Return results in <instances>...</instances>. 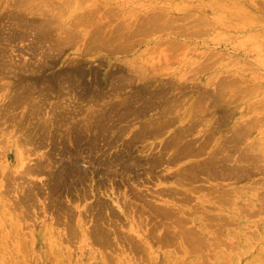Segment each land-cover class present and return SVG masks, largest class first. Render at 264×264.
<instances>
[{
	"label": "rangeland",
	"instance_id": "obj_1",
	"mask_svg": "<svg viewBox=\"0 0 264 264\" xmlns=\"http://www.w3.org/2000/svg\"><path fill=\"white\" fill-rule=\"evenodd\" d=\"M61 1L62 0H36V1L28 0V4L22 3V5L19 6L18 4H21V2L23 1L20 0V3H19L18 0H15V2L13 0H0V38L3 39V41L0 39V42H1L0 43V50H1L0 53L5 54V55L1 54L4 57L0 55V57H2L0 58V64L1 63L3 64V62L6 61L8 65L10 63L9 60H11V63H10L11 65H9L8 68L6 67L7 69L5 68V65L4 67L0 65L1 67L0 68V72H1L0 73V264H38L37 257H39L41 253V249H39V245L36 247V249L31 251V247H29L26 244V242L30 240V236H28L29 232L33 231V229L35 233H38L40 230V233L43 234L42 238H48V240L50 241V244L47 243L48 247L46 248L47 250L46 253L42 254L43 258L46 261V264H120V258L122 257L120 256V252L124 250L127 251V255H128L127 258H131L130 259L131 263L129 262L130 264H152V263L153 264H264V0H63L64 2L63 1L61 2ZM27 11L32 12L33 16L31 13L29 12L27 13ZM33 11H36L37 13ZM22 13L23 15L26 13V15L24 16L20 15ZM50 13L52 14L55 13V16L57 15L56 17L57 18L59 17L60 21L59 20L58 22L55 21V23L53 24L54 26L58 25L59 29L52 28L53 32L51 30L52 33L49 32V34L50 33L51 34L46 35L47 39L48 40L51 39V40L49 42L48 40H46L47 43H44L46 44L45 45L46 47L45 48L43 47L42 49V47H39L41 46V44H39L38 46V43L36 41L38 39H36L34 31L30 29H27L28 30L27 31L25 28V24H23L25 23L23 22V20L25 19L27 20L28 18H31L32 16L34 17V21L38 22L42 20V18L44 19V18H49V16H52L50 15ZM18 14L20 18L19 16H16ZM149 16H153V17H149ZM14 17H17L20 19L19 23L18 21H16L17 18L14 19ZM77 17L79 19H77ZM155 17H157V19ZM143 18L145 19L147 18V22L150 21L151 24L154 23L156 26L158 25L161 28V30L160 31L158 30L159 29L158 26H157V31L156 29L155 30L152 28L149 29V27L151 26V24H149L150 22H148L149 24L148 25L145 19H144L145 22H143L144 21ZM70 20L71 21L73 20V21L71 22ZM140 20L141 21L143 20L142 24L140 25L141 28L142 26H144L143 28H145V25L147 24L146 25L147 30L145 28V30L142 29L143 31H141L140 26H138L139 31L143 33L144 31L147 32L149 29L151 32L153 31L154 32L150 34L149 32L148 33L144 32L147 35L142 34L141 32L140 33L137 32L136 27L139 24V22L141 23ZM154 20L158 22H154ZM9 22H11L12 24ZM167 22L170 24V26L168 25L169 27L166 25ZM17 23L18 25L21 24L22 27H24V29L18 26ZM143 23H146V24L143 25ZM161 23L163 24V26ZM71 25L73 26V29L72 27L69 28ZM74 25L76 26V28H74ZM165 25L168 28L165 29L164 27ZM116 26H118L119 29ZM112 28L115 31L118 29L117 30L118 32L113 31L115 33L113 34L112 32L113 35L110 34L112 31ZM127 28L128 30L126 31ZM162 28H164L165 30L164 29L162 30ZM63 29L73 30L72 35H74V37L72 38L73 41H71L72 44L69 41L67 43L61 42L60 43L61 45H60L58 41L57 48H56V44H55L57 41L56 39H58L57 37L60 36V34H62L60 32ZM92 29H95L94 31H97V35H95L96 39L97 37H101L97 39V41H95L96 40L95 39L94 40L95 43L98 42L99 46L103 45V48L105 46H107V49L108 48L111 49V46L114 47L117 41L115 39L117 38L123 39V40L120 39L121 42L123 41V44H120L121 46L127 44L129 41L133 39L134 36H137V35H138L137 37H134V40L138 42H135L134 40H132L135 42V44L133 45V42L131 41L130 43H128V45L131 44L130 47H128V45H125L122 47V49L125 48L127 50V51L126 50L123 51L119 49L121 48V46L118 47V44L120 43L119 42L120 40H119L118 41L119 43H117L116 45L117 51H113L115 49L114 47L113 49H111V52H110V50L109 49L107 50L106 47L103 49L102 46L101 47L97 46L98 43L96 45V44H93L94 43L93 40H89V37L93 33ZM100 29L103 32L102 31L100 32ZM133 29H136L134 31L137 32V35H134L135 33L131 34L134 32ZM89 30H90L89 33L91 34L87 33ZM181 30L183 31L182 33H181ZM23 31L24 32L27 31L28 32L26 33L27 35L24 34ZM29 31H31L32 33ZM76 32L81 33L80 34L81 36L79 35V33L77 34ZM104 33L106 34L104 35ZM120 33H124V34L120 35ZM127 33L129 35L131 34L132 38L131 37L128 38L129 35ZM98 35H101V36H98ZM87 36H89L88 40L90 42L87 41V38H86ZM103 36H106V37H103ZM109 36L111 39H109L110 42H107V40L104 38L108 39ZM135 38H138V39H135ZM11 40H13L14 42L16 40L17 41L14 43ZM104 40L106 41L105 43L101 42ZM159 40H162L164 42L166 41L167 43L163 44L161 43L162 41H159ZM171 40L179 41V43H181L183 46L179 44L180 46L178 45V48L177 46L173 48L170 44L174 43L175 41L171 42ZM85 41L92 43V44L87 43L88 45H91V46H88L89 48L91 47L90 49L87 48V44H85L86 43ZM112 42H115V43L112 44ZM3 43H4V46H3ZM69 43L70 45L66 47V45ZM5 44H6V47L7 46L9 47L3 48L5 47ZM49 44L51 45V47L55 45L54 48L57 49V52L56 50L47 51V47H50ZM160 44L162 45L157 46ZM166 44L170 45L168 46L169 48L166 46ZM61 46H64L63 49ZM58 47H60L62 51H60L61 49ZM82 47L83 48L85 47V49L87 48L86 51L85 49H82ZM2 48L4 50L5 49L7 50L6 53ZM173 49H175L176 51ZM45 51H46V54L44 53ZM49 51L50 53L53 52L55 54L56 52L57 54L55 55L52 54L51 56ZM33 52H35L36 54ZM47 55H49V57ZM42 57L43 59H41ZM50 57H53V58H50ZM13 58L15 59L14 61H12ZM42 61L43 62L47 61V62H45L44 64L45 66L43 67L42 72H38L39 77L37 76V80H39L38 82H41L40 84H38L40 88L37 87L36 89H34L32 86H28V88L24 89L25 85H23V83L27 84V78H25L24 76H30V74L18 72L19 71L18 67L22 66V64H23V67L27 65L28 67H35ZM69 68L75 69V70L78 69L80 72L81 71L83 72L82 73L83 75L81 74L79 78L80 81L78 80V81H75L74 83V88L76 90L74 91L75 94L73 92V95H70L71 97H69L68 100H64L62 102H64L67 109H73V108H76L75 105L79 102V99H80L81 102H79L76 106L80 105L81 110L80 111L75 110L74 112H72L71 115H74L73 118L69 117L70 120H67V122L62 123L60 126H56L53 124L47 126L48 129L46 128L47 130L45 131L46 133L43 132L44 134L43 142L44 141L45 142L44 143L42 142V145L43 144L44 145L40 146L41 148L39 147L41 152H47V151L52 150V153L55 154L54 157L52 156V159L53 160L58 159L57 153L60 151L63 144H65V146L69 149L73 148V146L70 145L72 144L70 140L69 141L71 143L70 142L63 143V142H67L68 138L69 139L72 138V136L69 133L70 130L68 126H73L74 123L75 125H77L75 120L80 121L81 119L83 121V122L80 121L81 124L78 121L77 122H78V125L79 124L82 125L81 127L82 132L87 139V136H90V134L93 133V131L88 128L84 129L83 126L89 123L88 117L91 118L92 115L93 116L96 115V112L97 111L99 112L100 109L108 108L106 107L107 104L103 105L104 102L105 103L110 102L113 105L115 104V107H116V104H119L117 102H120V101L123 102L122 97H125L126 95L129 96L130 94H132L135 88H136V91L141 90L142 92H145V90L143 91L142 88H143L144 83L146 84L148 82V84L146 85V92L151 91L155 89V87L158 84H160V82L158 81L159 79H164V81L166 80L165 82L167 85V93L165 97L169 96L170 98H167V99L170 100L171 98L173 99L176 96V98H174L175 101L174 99L173 101L165 100L167 101V103L165 104L164 103L165 101L163 102V101L158 100L159 102H157V100H155V103H153L154 104L153 107L145 109L144 111L141 112V114L139 112L138 117L135 112H133V114H135L134 116H131L133 115L131 113L125 114L124 113L125 109H121L124 107L121 104L122 102H120L121 107L120 108L117 107L116 109L118 110L119 115H122V114L124 115H122V119L120 120L122 122H117L116 124L117 125L116 127L119 130L117 128L113 129V131H115L114 134L117 136L116 142L111 143L110 145L111 147L109 146L110 150L106 149L108 146H104V148L101 147L102 142L99 143V147L102 150L104 149L103 151L107 150V152L109 153H113L116 151L119 153V151H122L123 146L127 144V142H130V140L133 139L134 137H138V138L140 137L139 138L140 141L138 139L134 143L135 145H133V148H132L134 153L137 154V157L141 161H142V158L143 160H145L146 158L151 157L147 155L149 154L152 155V153L153 155L157 154L158 152H156V150L158 151L160 148V150H163L162 154L163 152L165 154V152L169 150L167 154H165V156L162 155V160L164 162L166 158H169L172 156V153L170 154V152H173L171 148H168L166 151H164V146H165L166 141L168 140V137H171L172 134L178 131L180 127L182 126L186 127L187 124L188 125L190 124L192 125L191 131L184 134L185 137L184 139L182 138L181 141L183 142L185 140L190 141L189 144L191 146V149H194V150H196V148L197 149L201 148L200 145H203V148H201V150L198 153H195L194 151H192L191 155H186V156L184 154L183 156L179 155L178 161L176 160L177 162L172 163V164L168 163L167 167H161V166L156 167L155 168L156 170L155 169L152 170L154 172V173L152 172V174L155 175L156 173V175L163 176V175L172 173V171L176 173L179 169L180 170L182 169V171H183V168L190 169L191 166H192L191 168L193 169L194 167L193 165L195 166L200 165L199 161L200 163L204 164L206 160L208 159V157L212 155V152L216 151L218 147L220 148L221 144L223 145L226 144L225 145L226 147L230 146L229 148L222 146L225 148L224 154L225 153L231 154V157L234 158V161H235L237 158H239V156H241L242 154L241 147H242V149L244 150L243 152H245L242 154V156L245 155L246 151L248 150L247 154L249 153V155L246 154L247 155L246 158L248 159V161L247 159L243 158L244 156L243 157L241 156L242 159H244L245 163L241 159L235 162L227 161L226 164L228 167L227 166L226 167L229 168L230 165L232 166L235 165L233 167H238L240 164L245 165V166L247 165L246 167H248V169L245 167L246 173L245 172L242 173L241 170H240L241 172L237 170L238 172H235L234 175L233 173L225 174L226 175V176L224 175L225 178L221 177V178L209 179L207 182L203 179L206 174L205 175L201 174L200 177H198L199 180L202 177L201 180L199 181L196 178V181H194V184L201 185V186L204 185V187H207V186L210 187L214 185V187L215 186L216 187L220 186V188L225 187V189L227 190H231L233 188L236 191L233 190V192L229 193L228 195L225 194L227 197L229 196L227 202L224 201V199L227 200L226 196L222 197L221 195V198L220 199L218 198L220 197V194L222 193L220 192H215V193L210 192L209 193L204 187H203L204 190L203 189L201 191L199 190L197 191L198 193L197 192H193L192 194L189 193L190 194L189 195L187 194L188 192L186 194L183 192V190L188 187V184H186V181H184L185 184L182 183L180 185H176L178 187H176L172 183L163 182V180L160 181L161 183L159 185H156L158 181L155 179V177L153 178V175L150 177L147 176L146 175L147 173H145L146 171H144L143 172L144 175L143 174H141V176L139 175L138 176L139 179L138 178L136 180L134 179V181L131 175L126 176L127 174L126 175L122 174L123 176L120 174H115L117 178L114 176V174L112 176L111 175L103 176L102 186L99 189H95L93 192H92V189H93L92 187L94 186V182L87 181L85 188L89 189L90 194H88L89 197L86 196L85 200H81L80 202H79L80 198H78L79 191H77L78 192L77 193L76 190L71 189L69 195L66 192L65 194L64 193L60 194L59 197H61L62 199L60 200L64 201L62 203L64 205L66 204L65 206L67 208L68 207L70 208V209L68 208V210L72 209L70 212H68V215L70 217L65 216V214L64 215L61 214L62 213L61 211H58L60 215L57 212L52 213L49 211L47 205L45 207V204H47L48 199H49L47 197L48 195L46 194V193H49V190L45 188L46 187L45 185H42L43 191L41 190L42 192H39L37 194V197L34 198L36 200H34L33 207L30 209L26 208L28 212L25 211L24 204H22L23 207H19V205L21 204L18 201L19 199L18 197H20V193H19L20 189H18V149H21L24 151H26L27 149L28 150L31 149V152L37 151L34 149L37 147H34L33 144L32 145L23 144V135L27 134V132L29 131H32V129H34L33 128L34 126L36 127V125L46 122L45 121L46 118L51 119L52 108L56 105L57 100H58L56 97V92H57L56 90L60 91V89H58L59 88L58 77H61L62 72L69 71L70 70ZM10 70L12 73L10 72ZM134 70L137 72H135ZM133 71L135 74H133ZM109 72L111 74L115 73V74L110 75V76H113V78L108 75L110 74ZM121 72L124 74H122ZM139 73H141V76L143 73L145 74V76L147 75L146 79L139 81L137 79H134V77H132ZM118 74H122V75L126 74L128 78H129L128 75L131 74L130 77L133 79H131L130 81L127 80L129 81V83H127L126 81L124 83H121V82L116 83V81L114 80V77H117L116 75ZM174 76H176V78L178 79L177 80L171 79V77H174ZM109 77H110V80H109ZM81 81L85 83L83 84ZM96 83L99 85H97ZM219 83L223 85V87L221 86L222 88L220 87ZM43 84L52 86L53 88L56 87L57 89L56 88L55 90L53 89V92L52 90L50 91H47L46 89L44 90ZM113 86H115V88L117 87L118 89H115ZM217 86L220 87L222 90L218 89ZM120 87L123 89H121ZM150 87H153V88L150 89ZM41 88L43 89L42 92L44 93L41 96L43 108L40 107L41 111L38 112V114L31 116V118H33V120L31 121H33V123L32 122L30 123L29 119L31 118L29 115L30 114L29 111L32 107L31 104L34 101L31 99H34L33 97L36 98V95H38L39 90ZM219 90H221L222 93ZM22 91L25 92L27 95H25V93H22ZM27 91H29L32 96L28 94L29 92ZM32 91H34L36 94H34V92ZM128 91L131 93H128ZM16 92H18L17 96L15 94ZM110 92L112 94H110ZM20 93L26 96L25 97L26 102L25 100H23L24 97L20 98V100H18V98H14L15 100L12 98L13 95L14 97H18ZM212 93L215 95H213ZM173 94H175V96ZM204 95L206 96L204 97ZM73 96H75V98H73ZM91 97L93 99H90ZM211 100H214L215 102ZM195 101L200 103L201 105L199 104L198 106V103H196ZM162 102L164 103L165 107L170 104L172 105V107L170 108L171 112L166 111L168 113L166 114L161 113L162 111L161 109L163 108L162 106H164ZM176 102H179L177 103V107L174 106V104L176 105ZM192 102H193V105L195 104L194 113H193L194 111L193 105H191ZM18 103L20 105H18ZM110 103L108 105H110ZM139 104L140 103H136L135 105L134 104L133 105L136 106L137 108ZM189 105H191L190 106L191 108L188 107ZM133 107H132V110H134L135 108ZM165 107L163 109H165ZM185 108L186 109L189 108L190 110L191 109L192 110L191 111L189 109L186 110ZM196 108L197 109L199 108V109L196 110ZM49 109L51 111H49ZM159 111L162 115L159 113ZM185 111L191 112V113L187 114L186 112L187 115H185L184 113ZM39 113H40V116H38ZM159 114L163 116V117H160L161 119L158 116ZM194 114L197 117L194 116ZM157 117L162 122H165V120H167V118L170 117L174 122L172 120H167L164 124L165 127L161 128L158 134L149 133V135H147V132H148L147 128H149L148 126H150L151 122L152 124L150 127L152 128H156L157 127L156 125H158L159 122H161L159 119H156ZM174 118H177V120H175ZM20 121L22 122L20 123ZM35 122H38V123H35ZM144 123H148V124L145 125ZM153 123L155 127L153 126ZM122 125L125 128L122 127ZM237 125H239V128L238 127L236 128ZM143 126H145L146 128H144ZM64 127H67V128H64ZM18 128L19 130L16 131ZM63 128L67 130H64ZM62 129L65 132L68 131L67 133H69V135L68 134L62 135V133H65L62 131ZM238 129L240 130L242 129L241 133L244 131V133H242L244 135H243V139H241L240 142L235 143L234 139H236V137H234V135L236 134L234 133L237 132ZM57 130L59 131L57 132ZM50 131L52 133L56 132L55 136H53L54 134H52ZM116 131L121 132L122 135ZM231 132L232 134L230 135ZM49 135H52V136H49ZM152 135L154 136V138H152L153 137ZM232 136L233 138H231ZM192 138H194V141H196L195 143L194 141H192L193 140ZM52 139L55 140L54 149H51L52 144L50 143ZM222 139L223 141H221ZM226 139L229 140L228 142L230 144L227 142ZM19 140L22 142L21 145H20L21 142L19 143ZM163 141H165L164 144H163ZM218 141L222 143L220 144ZM225 141L226 143H223ZM205 142L208 144L206 145ZM146 143H147V148L153 149V147H155L156 149H153L154 151L151 149L152 153H150L151 152L150 149H149L150 151L147 150L146 152L139 153L141 150L140 148H143L144 145H146ZM192 144L197 147L194 146L195 147L194 148ZM30 145L33 147V149ZM233 145L236 146L235 148L237 149V153L235 152L236 149L235 150L232 149ZM35 146H38V145H35ZM139 146L140 148H138ZM244 146L246 147L249 146V147L246 149ZM251 146H254L256 149L254 147L253 148L255 150L253 148L250 149ZM204 147H207V148H204ZM136 149H140V150L136 151ZM239 150L241 151L240 152L241 154L238 153ZM250 150L251 151L254 150V151L251 152ZM31 152L28 154L26 153L25 154L29 155L31 154ZM230 152H232L233 154ZM256 152L259 153L257 154L258 156H256ZM250 153L253 154V156L254 155L255 156L254 157L250 156L251 155ZM22 155L25 156L24 154ZM35 157L36 155L34 156V154L33 156L30 155L29 157L31 158V160L29 161L30 165L35 164L36 162ZM29 158H26L25 161H27ZM251 161L253 162L252 164H251ZM84 163L85 162L82 163V166ZM261 165L262 167H260ZM254 166L256 167V169ZM83 167L86 168V165L84 164ZM261 168L263 169L260 170L259 172V169ZM226 172L228 173L229 171L225 170V173ZM243 175H245L246 178ZM242 176L244 177V179ZM34 177H31V179L32 178L34 179ZM46 177L47 176L43 174V175L37 176L36 177L37 179L35 178L36 180L35 179L34 180L36 181V183L38 181L39 183H41V181H43L44 179L45 180L47 179ZM140 177H142V179H140ZM137 180L139 182H137ZM142 180L146 182L141 183L143 182ZM147 181H149L150 183L148 182L147 184ZM127 182L129 185L127 184ZM92 183H93V186H92ZM114 183L119 188H117ZM90 185L92 187H90ZM109 185L111 188L109 187ZM164 187L166 189H169L171 187L172 188L176 187L178 188L177 189L178 194L175 195L176 197L169 196L166 194L167 190L165 191ZM132 188L136 189L137 191L134 189L132 190ZM159 189H164L162 192L163 195L156 197V195L159 194L158 193ZM180 189L182 191H180ZM34 191H37V190H34ZM112 191L114 193H112ZM155 191H156V195H154ZM97 192L98 193L100 192L99 194L100 196H96V197H99V198L101 197L102 200L105 199V202L107 200L106 203H108V206H110V207H107L109 208V210H107L106 208H104L105 212H103L104 209L102 210V216H103L102 218L107 222L106 224L104 220L102 221L103 223L105 222L104 224L102 223V228L103 227L106 228L105 230L103 228V230L107 234H109V238H110L109 240L110 241L113 240V243H110L108 240V242L110 243V246L107 247L108 249L107 248L104 249V247L101 248L99 245L90 244L98 256L97 259H94L92 258V255L89 254V252H87L85 256L76 254V250L81 247L80 240H84V238L82 237L81 230L76 226V216H77L76 210H81L83 212L84 209L94 201L93 200V197L95 198L94 193L98 195ZM134 192L139 193L140 196L142 195V197L144 196L145 198L141 200V202L139 200H134V197L132 194ZM148 192L151 193L150 194L151 196L154 195V197L152 196L151 198V196L149 195L146 197V195L149 194ZM127 194H130V196ZM179 194L181 197L179 196ZM184 195L190 196V197L192 196L191 197L192 200L191 201L184 200L183 199ZM201 196L203 197V199H205L204 201H199L198 199H196ZM45 197H47V200ZM177 197L178 199L179 198L180 199L178 200ZM71 198L74 201L73 200L71 201ZM129 198H133L132 200L134 202L132 200L131 201L127 200ZM149 198L152 201H150ZM125 199L128 201V202L126 201L127 203L130 202L133 205V209H134V206L136 208L138 207L140 203L141 204L145 203L144 202L145 200H147L149 203H154L157 206H163L164 205L163 200L164 201L168 200L170 204L172 205V208H174L173 211L175 210V213L177 212L176 214L177 218L182 217L181 219H183L184 217L183 220H185V218L186 220H189L191 218H194L195 220H200L201 226H202V228L200 229L197 226L189 224V222L185 224V227L187 228L188 226L191 228V230L194 229L195 231L194 230L193 231L195 232V235H197L198 237L200 236V234L201 236H204V238L200 236L204 240H200L201 238L199 239L201 243L203 242L202 243L203 247L201 246L200 248L201 243L199 245L196 244L195 242L196 240L193 241L194 238L192 240L194 242L192 244L193 246L189 245L190 243L186 242V240L184 243V240L182 239L183 238L182 234L181 236L179 234L180 233L179 230L182 227L179 229L174 224H170L169 220L165 219L166 220L165 222L164 218H162L163 221H161V216L153 215L155 216V218L153 216L152 217L154 219H158L160 217L159 218L160 220L158 219L156 221H160V223L162 222L166 226H164L162 223L161 224L159 223L160 226L159 225L157 226L156 223L158 222L155 223L154 220L152 221L151 217L150 218H151L152 223L150 224L147 223V219L149 221L148 216L151 215L149 214L150 209L147 210L146 208L145 214L144 212L140 214V212H137L141 209L140 207H142V205L140 204L139 208L136 210L134 209L135 211L134 210L131 211L130 215L133 217V220L138 225L141 226L142 230L141 229L140 230L145 235L144 240L137 238V237H134V238H136L135 240L140 246V249L144 248V250H146L147 252L145 253V251H143V253L146 256L142 254V251L138 255H135L136 253L133 250L129 253L130 250H128V247H130V244L127 243L126 239L124 240L122 239V237L124 238V236H126L124 234L129 235L128 234L129 233L128 232L129 230L128 222L129 221H127V213H128L127 211H129V209L125 210L126 211L125 213H122L118 209L117 205L114 203L117 200L116 203L119 204V206L123 207L125 203ZM219 200L221 203L219 202ZM137 202H139V204ZM198 202L202 203V206H199L201 204H198ZM76 206H78V208ZM192 207L194 208L192 209ZM112 209L113 210L115 209L114 211H112V213L120 215V217L118 216V219L116 218L117 215L115 214L114 215L112 214V216H109L111 214ZM72 211L73 213H71ZM43 212L46 213V217L44 216L45 213ZM134 213H139L140 215L139 214L135 215ZM146 214L148 216H146ZM49 215H51L52 218H50ZM56 215L58 216L56 217ZM176 215L174 216L176 217ZM143 217L145 218V220ZM58 218H61V219L59 220ZM67 218L68 220H66ZM81 218H82V222L87 221L86 222L87 227H89L92 224L90 221L92 219L91 215L88 214L87 216H84L82 214ZM69 219L72 220L73 222H70ZM129 220H131V217L129 218ZM65 221L66 223L69 222L70 224L64 223ZM153 224L156 226H154ZM150 225L154 226L153 227L154 230H151L152 227ZM162 225L166 228H169L171 225L172 230L175 231L173 233L174 234L173 238L175 239L171 238L172 237L171 235H170L171 237L169 236L170 233L172 234L171 227L169 230L167 229L170 233L166 234V232L168 231L164 232L166 228L164 229ZM71 227L73 229L71 233L74 232V234L70 236L68 235L69 234L68 232L70 231ZM40 228H43V229H40ZM176 228L179 230H176ZM108 229H111V230L109 231ZM113 230H115V232ZM125 231L127 233H125ZM196 232L197 233L199 232L198 233L199 235L196 234ZM22 234H24L25 236L24 238H26L25 239L26 241L18 242V240L20 241ZM166 235H167V239H165ZM154 236H157V237H154ZM168 237H170V240L171 239L172 240L170 241ZM134 238L132 239L133 243H135ZM159 239L161 243H159ZM162 240L164 241L167 240V241L165 243ZM168 241H170L171 243ZM161 244H162V247H161ZM194 246L196 249L193 248ZM99 256L102 257V259ZM88 257L90 261L88 260Z\"/></svg>",
	"mask_w": 264,
	"mask_h": 264
},
{
	"label": "bare ground",
	"instance_id": "obj_2",
	"mask_svg": "<svg viewBox=\"0 0 264 264\" xmlns=\"http://www.w3.org/2000/svg\"><path fill=\"white\" fill-rule=\"evenodd\" d=\"M14 2H15V0H13ZM19 1V3H20V0H18ZM21 1H23V2H21V4H18L19 6H21L22 5V3L24 4H28V0H25V1H27V2H25L24 0H21ZM29 1H32V0H29ZM36 1V0H35ZM63 1V0H62ZM61 1V2H62ZM17 2V1H16ZM64 2V1H63ZM9 3V2H8ZM66 4V3H65ZM15 6V5H14ZM25 6V5H24ZM52 7V6H51ZM54 8V7H53ZM58 8V7H57ZM55 9V8H54ZM19 11V10H18ZM25 11V10H24ZM40 11V10H39ZM64 11V10H63ZM29 11H27V13H28ZM33 12H36V11H33ZM48 12V11H47ZM56 12V11H55ZM58 12V11H57ZM20 13V12H19ZM29 13H31L32 14V12H29ZM37 13V12H36ZM31 14H30V16H31ZM42 14H43V12H42ZM20 15H22V16H24V15H26V13L23 15V13L22 14H20ZM50 15H52V16H49V18H42V20H40V21H38V22H35L34 21V17H32L33 16V14H32V16H31V18H28L26 21L25 20H23V22H25V23H23V24H25V28H26V30L27 29H30V30H32V31H34V34H35V36H36V39H38V40H36L37 41V43H38V46H39V44H41V46H39V47H42V49H43V47L45 48L46 46V44H44V43H47V41L46 40H48L47 39V37H46V35L47 34H49V32H51V30H52V28L53 29H57L58 28V25H53L54 23H55V21L56 22H58V20H59V17L57 18L56 16H55V13L54 14H52V13H50ZM63 15V14H62ZM16 16H19V14L18 15H16ZM28 16V15H27ZM46 16H48V15H46ZM64 16V15H63ZM62 16V17H63ZM155 16V15H154ZM161 16V15H160ZM26 17V16H25ZM149 17H153V16H149ZM17 17H14V19H16ZM19 18H20V16H19ZM19 18H17L16 19V21H18V23H19ZM156 19H157V17H155ZM154 18V19H155ZM159 18V17H158ZM77 19H79L78 17H77ZM76 19V20H77ZM140 19V18H139ZM145 18H143V20H144ZM8 20V19H7ZM142 20V21H143ZM146 20V22H147V18L145 19ZM145 20L143 21V22H145ZM149 20V19H148ZM15 21V20H14ZM13 21V22H14ZM60 21V20H59ZM71 21V20H70ZM73 21V20H72ZM71 21V22H72ZM80 21V20H79ZM133 21V20H132ZM136 21H137V19H136ZM141 21V20H140ZM142 21H141V23L139 22V24L137 25V27H136V25H135V27L137 28V30L136 29H133V31L134 30H136L137 32H141V31H143L142 29H144L145 30V28L147 27L146 25L148 24V22H150V21H148L147 22V24L146 23H143V25H145V28H143L144 26H142V28H141V24H142ZM27 22V23H26ZM35 22V23H34ZM68 22V21H67ZM66 22V23H67ZM112 22V21H111ZM153 22V21H152ZM154 22H158V21H156V20H154ZM9 23H11V22H9ZM15 23V22H14ZM18 23H17V25H18ZM75 23V22H74ZM73 23V24H74ZM77 23V22H76ZM168 23V22H167ZM166 23V25L168 26H170V24L168 23L167 24ZM12 24V23H11ZM16 24V23H15ZM112 24V23H111ZM137 24V23H136ZM149 24H151V22L149 23ZM148 24V25H149ZM152 24H154V23H152ZM151 24V26L149 27V29L150 28H152V29H156V31H157V26L154 24V25H152ZM162 24V23H161ZM85 25H87V24H85ZM121 25V24H120ZM130 25V24H129ZM160 25V24H159ZM164 26L165 27V29L166 28H168L167 26ZM15 26V25H14ZM13 26V27H14ZM18 26H20L21 28H23L24 29V27H22V25L20 24V25H18ZM24 26V25H23ZM69 26V25H68ZM67 26V27H68ZM80 26H82V25H80ZM119 26V25H118ZM118 26H116L117 28H118ZM122 26H124V25H122ZM126 26V25H125ZM134 26V25H133ZM138 26H140V29H141V31H139V27ZM153 26H155V27H153ZM162 26H163V24H162ZM16 27V26H15ZM72 27V29H73V26L71 25L69 28H71ZM90 27V26H89ZM159 27V26H158ZM74 28H76V26L74 25ZM82 28H84V27H82ZM99 28H101V27H99ZM114 28V27H113ZM113 28H112V31H111V33L110 34H112V32L113 31H115V30H113ZM121 28V27H120ZM128 28H130V27H128ZM128 28L126 29V31L128 30ZM59 29V28H58ZM72 29H63L60 33H62V34H60V36H58L57 38L58 39H56L57 41H56V48H57V43H58V41H59V44L62 42V43H67V42H71V41H73L72 40V38L74 37V35H72L73 34V30ZM86 29V28H85ZM98 29V28H97ZM115 29V28H114ZM119 29V28H118ZM117 29V30H118ZM123 29H124V27H123ZM148 29V31L146 32V31H144V32H146V33H148L149 32V34L150 33H153V32H151L150 30ZM164 28H162V30H163ZM164 29V30H165ZM173 29V28H172ZM93 30V33H92V35L89 37V36H87L86 38H87V41H89V40H93V44H96L97 45V43H95V41H97V39H99V38H101V37H97V39H96V36L95 35H97V31H94L95 29H92ZM102 30H103V28H102ZM101 29H100V32L102 31ZM116 30V31H117ZM122 30V29H121ZM120 30V31H121ZM132 30V29H131ZM130 30V31H131ZM146 30H147V28H146ZM159 31L161 30V28L159 27V29H158ZM22 31V30H21ZM25 31V30H24ZM23 31V33L24 34H26V33H28L27 31L26 32H24ZM115 31V32H116ZM126 31H124V32H126ZM129 31V32H130ZM186 31V30H185ZM18 32H19V30H18ZM29 32H31V31H29ZM52 32H53V30H52ZM51 32V33H52ZM84 32V31H83ZM90 32V30L87 32V33H89ZM103 32V31H102ZM115 32H113V34L115 33ZM118 32V31H117ZM137 32H133V33H131V34H134V35H137ZM142 33V34H145V33ZM168 32H170V31H168ZM176 32V31H175ZM183 31L181 30V33H182ZM32 33V32H31ZM30 33V34H31ZM50 33V34H51ZM77 33V32H76ZM75 33V34H76ZM79 33V32H78ZM77 33V34H78ZM4 34V33H3ZM49 34V35H50ZM81 33H79V35H80ZM89 34H91V33H89ZM98 34H100V33H98ZM106 33H104V35H105ZM112 34V35H113ZM123 35L124 33H120V35ZM128 34V33H127ZM131 34L129 35V37L128 38H132V36H131ZM180 34V33H179ZM27 35V34H26ZM65 35V36H64ZM78 35V36H79ZM95 37H94V36ZM111 35V36H112ZM118 35H119V33H118ZM141 35V34H140ZM145 35H147V34H145ZM3 36V35H2ZM18 36H19V34H18ZM22 36V35H21ZM25 36V35H24ZM81 36V35H80ZM98 36H101V35H98ZM116 36V35H115ZM138 36V35H137ZM137 36H134V37H137ZM50 37H52V36H50ZM77 37V36H76ZM75 37V38H76ZM88 37H89V40H88ZM103 37H106V36H103ZM114 37V36H113ZM112 37V38H113ZM134 37H133V39L132 40H134ZM146 37V36H145ZM49 38V37H48ZM78 38V37H77ZM80 38V37H79ZM1 39V38H0ZM8 39H10V38H8ZM7 39V40H8ZM12 39V38H11ZM50 39V38H49ZM96 39V40H95ZM104 39H106L107 40V42H110V40L109 39H111L110 38V36H109V38L107 39V38H104ZM120 39H122V38H120ZM119 38H117V39H115V40H117L116 41V43L115 42H112V44H116L117 45V43H119L118 44V47H120L121 45L120 44H123V41L121 42V40H120ZM135 39H138V38H135ZM2 41H3V39H1ZM15 40V39H14ZM21 40V39H20ZM24 40V39H23ZM51 40V39H50ZM50 40H48V42L50 41ZM79 40V39H78ZM78 40H77V42H78ZM86 40V39H85ZM95 40V41H94ZM109 40V41H108ZM120 40V41H119ZM123 40V39H122ZM131 40V41H132ZM11 41H13V40H11ZM17 41V40H16ZM15 41V42H16ZM87 41H85L86 43L85 44H87V43H89V42H87ZM99 41V40H98ZM119 41V42H118ZM125 41V40H124ZM131 41H129L128 42V40H127V42L128 43H130ZM135 41V40H134ZM132 41L133 42V45L135 44V42H138V41ZM159 41H162V40H159ZM175 40H171V42H174ZM14 42V41H13ZM14 42V43H15ZM21 42V41H20ZM101 42H106L105 40L104 41H101ZM171 42H169V43H171ZM177 44H176V43ZM174 43H172L173 45H175V46H173L172 44H170L173 48L174 47H176L177 46V48H178V45L179 44H181V43H179V41H175ZM1 43V42H0ZM5 43V42H4ZM4 43H3V46H4ZM7 43V42H6ZM125 43V42H124ZM128 43L127 44H125V45H128ZM157 43H158V41H157ZM156 43V44H157ZM160 43V42H159ZM161 43H163V44H165V43H167L166 41L164 42V41H162ZM11 44V43H10ZM9 44V45H10ZM35 44V43H34ZM33 44V45H34ZM71 44H72V42H71ZM85 44H84V46H85ZM89 44H92V43H89ZM32 45V46H33ZM61 45V44H60ZM59 45V46H60ZM62 45H64V44H62ZM68 45H70V43L69 44H67L66 45V47L68 46ZM116 45L114 46L115 47V49L113 50V51H117L116 49ZM125 45H122L121 46V48H119V49H121V50H126L125 48L124 49H122V47L123 46H125ZM131 45V44H130ZM130 45H128V47H130ZM132 45V46H133ZM162 44H160V45H157V46H161ZM170 45H168V44H166V46L168 47V46H170ZM182 45V44H181ZM2 46V47H3ZM11 46V45H10ZM13 46V45H12ZM16 46V45H15ZM37 46V45H36ZM49 46L50 47H47V51L48 50H56V52H57V49L56 48H54L55 47V45L53 46V47H51V45L49 44ZM88 46H91V45H88L87 44V48H89ZM97 46H99V43H98V45ZM102 46V48H103V45H100L99 47H101ZM131 46V47H132ZM180 46V45H179ZM183 46V45H182ZM7 47H9V46H7ZM6 47V44H5V47H3V48H7ZM62 47V49H63V47L64 46H61ZM80 47V46H79ZM78 47V48H79ZM106 47V49H107V46H105ZM104 47V48H105ZM113 46H111V49H113L114 48ZM171 47V48H172ZM2 48V49H3ZM28 48V47H27ZM38 48V47H37ZM58 48H60V47H58ZM86 48V49H87ZM91 48V47H90ZM89 48V49H90ZM92 48H94V47H92ZM98 48V47H97ZM103 48V49H104ZM158 48V47H157ZM169 48V47H168ZM170 48V49H171ZM61 49V48H60ZM62 49L60 50V51H62ZM82 49H85V47L83 48L82 47ZM86 49H85V51H86ZM99 49V48H98ZM109 50H110V52H111V49L110 48H108ZM107 49V50H108ZM130 49V48H129ZM4 50V49H3ZM30 50V49H29ZM35 50V49H34ZM38 50V49H37ZM40 50V49H39ZM59 50V49H58ZM101 50V49H100ZM120 50V51H121ZM173 50H175V49H173ZM1 51V50H0ZM5 51V53H6V49L4 50ZM32 51V50H31ZM44 51V50H43ZM42 51V52H43ZM84 51V50H83ZM112 51V52H113ZM127 51V50H126ZM160 51V50H159ZM176 51V50H175ZM38 52V51H37ZM55 52V51H54ZM55 52V54H57ZM94 52V51H93ZM33 53H35V52H33ZM45 54H46V51L44 52ZM49 53H50V51H49ZM60 53V52H59ZM95 53V52H94ZM1 54H3V53H0V55ZM36 54V53H35ZM45 54H44V56H45ZM51 54V56H52V54L53 55H55L53 52L52 53H50ZM49 54V55H50ZM111 54V53H110ZM3 55H5V54H3ZM7 55V54H6ZM31 55H32V53H31ZM38 55V54H37ZM36 55V56H37ZM49 55H47L48 57H49ZM2 56V55H1ZM46 56V57H47ZM2 57H4V56H2ZM2 57H0V58H2ZM10 57V56H9ZM45 57V58H46ZM34 58V57H33ZM44 58V59H45ZM50 58H53V57H50ZM55 58V57H54ZM17 59V58H16ZM29 59V58H28ZM32 59V58H31ZM41 59H43V57L41 58ZM41 59H39V60H41ZM47 59V58H46ZM45 59V60H46ZM103 59V58H102ZM105 59V58H104ZM15 59L13 58L12 59V61H14ZM25 60V59H24ZM51 60V59H50ZM8 61V60H7ZM17 61V60H16ZM20 61V60H19ZM27 61V60H26ZM33 61V60H32ZM56 61V60H55ZM4 62H5V64H4ZM3 62V64L1 63L0 65L2 66V67H4V65H5V68L7 67H9V65H11L10 63H11V60H9V64L7 65V62L6 61H4ZM23 62V61H22ZM45 62H47V61H42V62H40L38 65H36L35 67H28V65L27 66H24L23 67V64H22V66H17L18 68H19V71L18 72H22V73H29L30 74V76H24L25 78H27V84L25 83H23V85H25V88L24 89H26V88H28V86H32L34 89H36L37 87H39L38 86V84H40L41 82H38L39 80H37V76L39 77V75H38V72H42V69H43V67L45 66L44 64H45ZM104 62V61H103ZM15 63V62H14ZM27 63V62H26ZM52 63V62H51ZM106 63V62H105ZM7 65V66H6ZM123 65H125V64H123ZM152 66V65H151ZM52 67V66H51ZM84 67V66H83ZM160 67V66H159ZM1 68V67H0ZM6 68V69H7ZM48 68V67H47ZM136 68V67H135ZM147 68V67H146ZM70 69V68H69ZM83 69V68H82ZM115 69V68H114ZM9 70V69H8ZM12 70H13V68H12ZM81 70V69H80ZM133 70V69H132ZM136 70V69H135ZM134 70V71H135ZM129 71V70H128ZM134 71H133V74H135L134 73ZM10 72H11V70H10ZM93 72V71H92ZM118 72V71H117ZM117 72H116V74H117ZM135 72H137V71H135ZM153 72V71H152ZM1 73V72H0ZM12 73V72H11ZM83 72L81 71H79L78 69H70L69 71H65V72H62V74H61V77H58V79H59V88L58 89H60V91H58V90H56L57 92H56V97H57V103H56V105L52 108V115H51V119H48V118H46L45 119V121L46 122H43L42 124H38V125H36V127L34 126L33 128L34 129H32V131H29V132H27V134H25V135H23V144H33V146L34 147H37L38 149H39V147L40 146H43L42 145V142H43V140H44V134H43V132H45V131H47L46 130V128H47V126L48 125H56V126H60L62 123H65V122H67V120H70L69 119V117L70 118H73V116L74 115H71L72 114V112H74L75 110L76 111H80L81 110V108H80V105L79 106H76L79 102H81V100L79 99V102L75 105V107L76 108H73V109H67L66 108V106H65V104H64V102H62V101H64V100H68L69 99V97H71L70 95H73V92L74 91H76L75 90V88H74V83H75V81H78L79 80V78H80V76H81V74H82ZM110 73V72H109ZM119 73V72H118ZM122 73V72H121ZM131 73V72H130ZM18 74H20V73H18ZM56 74V73H55ZM59 74H60V72H59ZM95 74V73H94ZM94 74H92V75H94ZM112 74H115V73H112ZM111 73L110 74H108L109 76L110 75H112ZM122 74H124V73H122ZM122 74H118V75H116L117 77H114V80L116 81V83H119V82H121V83H124L125 81L127 82V83H129V81L131 80V79H133V78H131L130 77V75L131 74H129L128 76H129V78L127 77V75L125 76V75H122ZM128 74V73H127ZM144 74V73H143ZM142 74V76H141V73H139V74H137V75H135V76H132V77H134V79H137V80H139V81H142V80H144V79H146V77H147V75L145 76V74L143 75ZM147 74V73H146ZM3 75V74H2ZM1 75V76H2ZM83 75V74H82ZM4 76V75H3ZM110 77H112L113 78V76H110ZM110 77H109V80H110ZM152 77V76H151ZM150 77V78H151ZM180 77V76H179ZM21 78V77H20ZM99 78V77H98ZM111 78V79H112ZM149 78V77H148ZM147 78V79H148ZM47 79V78H46ZM171 79H178V78H176V76H174V77H171ZM86 80V79H85ZM96 80H97V78H96ZM108 80V81H109ZM127 80H129V81H127ZM14 81V80H13ZM52 81V80H51ZM80 81V80H79ZM83 81V80H82ZM81 81V82H82ZM114 81V82H115ZM146 81V80H145ZM159 82H160V84H158L156 87H155V89H153V90H151V91H147L146 92V85L148 84V82L145 84L144 83V85H143V91L145 90V92H142L141 90L139 91V90H137L136 91V88H135V90L133 91V93L132 94H130L129 96L128 95H126L125 97H122L123 98V102L122 101H120V102H122L121 104L123 105V107L124 108H121V109H125V114H128V113H131V114H133V112H135L136 113V115H137V117H138V115H139V112H140V114H141V112L142 111H144L145 109H147V108H152L153 107V103H155V100H157V102H159V101H165V100H169V99H167V98H170L169 96H167V97H165V95H166V93H167V85H166V80L164 81V79H159L158 80ZM46 82V81H45ZM86 82H88V81H86ZM135 82V81H134ZM133 82V83H134ZM168 82V81H167ZM47 83V82H46ZM83 83V82H82ZM85 83V82H84ZM83 83V84H84ZM131 83V82H130ZM169 83V82H168ZM97 84V83H96ZM171 84V83H170ZM20 85V84H19ZM22 85V84H21ZM44 85V84H43ZM52 85V84H51ZM78 85V84H77ZM85 85H87V84H85ZM84 85V86H85ZM97 85H99V84H97ZM120 85V84H119ZM150 85V84H149ZM219 85H220V87L222 86L223 87V85L221 84V83H219ZM82 86V85H81ZM94 86V85H93ZM109 86V85H108ZM138 86V85H137ZM172 86V85H171ZM174 86H175V84H174ZM58 87V86H57ZM62 89H61V88ZM79 87V86H78ZM83 87V86H82ZM112 87V86H111ZM114 88H115V86H113ZM216 87V86H215ZM220 87H218L217 86V88L218 89H221ZM40 88V87H39ZM38 88V89H39ZM55 88L56 87H52V86H48V85H44V90L46 89L47 91H50V90H52V92H53V89L55 90ZM121 88V87H120ZM148 88V87H147ZM151 88H153V87H150V89ZM20 89V88H19ZM30 89V88H29ZM57 89V88H56ZM115 89H118L117 87L115 88ZM121 89H123V88H121ZM149 89V90H150ZM91 90V89H90ZM89 90V91H90ZM101 90V89H100ZM99 90V91H100ZM222 90V89H221ZM221 90H219L220 92H221ZM24 91V90H23ZM22 91V93H25V92H23ZM35 91V90H34ZM34 91H32V92H34ZM43 89L41 88L40 90H39V93H38V95H36V98L35 97H33L34 99H31V100H34L33 102H32V104H31V109H30V118H31V116H34L35 114H38V112H40L41 111V108L40 107H42V98H41V96L44 94L43 92ZM46 91V92H47ZM78 91V90H77ZM98 91V92H99ZM104 91V90H103ZM102 91V92H103ZM108 91V90H107ZM110 91V90H109ZM116 91V90H115ZM118 91V90H117ZM27 92H29V91H27ZM31 92V93H32ZM87 92V91H86ZM91 92V91H90ZM95 92V91H94ZM168 92H169V90H168ZM195 92V91H194ZM200 92V91H199ZM17 93L18 92H16L15 94H16V96H17ZM22 93H20V95H18V97H14V95H13V99L14 98H18V100H20V98H22V97H24L23 98V100H25V102H26V99H25V95H27L26 93H25V95L23 94L22 95ZM49 93V92H48ZM47 93V94H48ZM82 93V92H81ZM104 93V92H103ZM102 93V94H103ZM106 93V92H105ZM128 93H131V92H129L128 91ZM179 93V92H178ZM216 93H217V91H216ZM222 93V92H221ZM28 94H30V92L28 93ZM34 94H36L35 92H34ZM55 94V93H54ZM74 94H75V92H74ZM87 94V93H86ZM88 94H89V92H88ZM101 94V93H100ZM110 94H112L111 92H110ZM181 94V93H180ZM201 94H203V93H201ZM204 94H206V93H204ZM213 94V93H212ZM220 94V93H219ZM31 95V94H30ZM29 95V96H30ZM115 95V94H114ZM174 96H175V94H173ZM208 95V94H207ZM213 95H215V94H213ZM32 96V95H31ZM30 96V97H31ZM45 96V95H44ZM85 96V95H84ZM83 96V97H84ZM92 96V95H91ZM108 96H109V94H108ZM180 96V95H179ZM184 96V95H183ZM206 95H204V97H205ZM218 96V95H217ZM47 97V96H46ZM80 97H82V96H80ZM80 97H78V98H80ZM86 97V96H85ZM94 97V96H93ZM216 97V96H215ZM44 98V97H43ZM73 98H75V96H73ZM101 98V97H100ZM105 98V97H104ZM107 98V97H106ZM159 98V99H158ZM174 98H176V96L174 97ZM173 98V99H174ZM54 99V98H53ZM52 99V100H53ZM85 99V98H84ZM83 99V100H84ZM90 99H93L92 97L90 98ZM95 99V98H94ZM110 99V98H109ZM173 99L171 98L170 100H172L173 101ZM9 100V99H8ZM7 100V101H8ZM15 100V99H14ZM30 100V99H29ZM29 100H27V101H29ZM46 100V99H45ZM97 100V99H96ZM111 100V99H110ZM109 100V101H110ZM159 100V101H158ZM169 100V101H170ZM177 100V99H176ZM214 100H215V98H214ZM214 100H211V101H214ZM10 101V100H9ZM74 101V100H73ZM87 101V100H86ZM94 101V100H93ZM108 101V100H107ZM138 101V102H137ZM169 101H168V103H169ZM174 101H175V99H174ZM179 101V100H178ZM180 101H181V99H180ZM207 101V100H206ZM19 102V101H18ZM69 102V101H68ZM83 102H85V101H83ZM89 102V101H88ZM120 102H117V103H119V104H116V107H115V104L113 105V104H111L110 102V105H108L109 103H105L104 102V104L103 105H106V107H108V108H104V109H100V111L98 112H96V111H94V112H96V115H92V117L91 118H89L88 116V122L89 123H87V124H85V126H83L84 127V129H90V130H92L93 131V133H91L90 134V136H87V139H86V137L84 136V134H83V132H82V129H81V127H82V125H80L81 124V122H83L81 119H80V121H78V120H75L76 121V123H77V125H75V123H74V125L73 126H68L69 127V133H70V135L72 136V138L71 139H67L68 141L67 142H63V143H68V142H72V144H70V145H72L73 146V148L72 149H69V148H67L66 146H65V144H63L62 142V147H61V149H60V151L57 153V155H58V159H56V160H53L52 159V156L54 157V155L55 154H53L52 153V150H50V151H47V152H41V150L39 149V151H38V149L37 148H34L35 150H37V151H32L31 152V149H27L26 150V148H25V150L26 151H24V150H21V149H18V189H20V197H18L19 199H18V201H19V203L21 204V205H19V207H23V205L22 204H24V206H25V211H27L26 210V208L27 209H30V208H32L33 207V205H34V200H36V199H34V198H36L37 197V194L39 193V192H42L43 191V189H42V185H45L46 187V189H48L49 190V193H46L48 196V198L50 199H48V202H47V204H45V207H46V205H47V207H48V209H49V211L50 212H57L58 213V211H61L62 213L61 214H65V216H68V217H70L69 215H68V212H70L71 210H68V208L62 203V202H64V201H61L62 199H61V197H59V195L60 194H65V192L69 195L70 194V190L71 189H73V190H76V192L77 191H79V193H78V198H80L79 199V202L81 201V200H85V198H86V196H88V194H90V192H89V189H86L85 188V185H86V182L87 181H92V182H94V186H93V183H92V186L90 185V187H92L93 189H92V192L95 190V189H99L101 186H102V178H103V176H112L113 174H114V176H115V174H120V175H122V174H124V175H126V176H130L131 175V177L133 178V181H134V179L136 180L137 178H138V176L140 175L141 176V174H143L144 175V171H146L145 173H147L146 175L147 176H152L153 174H152V170L153 169H155L156 167H167L168 165V163H175V162H177L178 161V159H179V155H182L183 156V154L186 156V155H191V153H192V151H194L195 153H198L200 150H201V148H203V145H200V147L201 148H196V150H194V149H191V146H190V141H187V140H185L184 142L183 141H181V139L183 138L184 139V137H185V135L184 134H186L187 132H189V131H191V129H192V125H188L187 124V126L186 127H184V126H182V127H178L179 128V130L178 131H176V132H174L173 134H172V136L171 137H168V140L166 141V143H165V141H163V144L165 143V146H164V151H166L168 148H171L172 150H173V152H170V154L172 153V156L171 155H169V156H171V157H169V158H166V160H164V162H163V160H162V155H164L165 156V154H167V152L169 151H167V152H165V154H164V152H163V154H162V151L163 150H160V148H159V150L157 151L156 150V152H158L157 154H155V155H153V153H152V150L153 149H156L155 147H153V149L151 150L150 148H147V143H146V145H144V147L143 148H140V146L138 147V148H140V149H136V151L137 150H140V152L139 153H143V152H146L147 150L148 151H150L151 150V152L150 153H152V155L151 154H149V155H147V156H151V157H148V158H146L145 160H143V158H142V161L137 157V154H135L134 153V151H133V145H135L134 143L140 138H138V137H134L133 139H131L130 140V142H127V144H123L124 146H123V148H122V151H119V153L116 151V152H113V153H109V152H107V150L106 149H109V146L111 145V143H115L116 142V139H117V136L114 134L115 133V131H113V129L114 128H117L116 126V124H117V122H122V121H120L121 119H122V115H124V114H122V115H119V112H118V110L116 109L117 107L118 108H120L121 106V104H120ZM156 102V103H157ZM162 102V103H163ZM196 102V101H195ZM194 102V103H195ZM203 102V101H202ZM205 102V101H204ZM215 102V101H214ZM24 103V102H23ZM136 103H140L138 106H137V108H136V106H134ZM165 104L167 103V101H165L164 102ZM164 103H163V105H164ZM171 103V102H170ZM173 103V102H172ZM177 103H179V102H176V105L174 104V106L175 107H177ZM196 103H198V102H196ZM134 104V105H133ZM191 104V103H190ZM199 104L200 103H198V106H199ZM214 104V103H213ZM9 105V104H8ZM18 105H20L19 103H18ZM30 105V104H29ZM52 105V104H51ZM101 105H102V103H101ZM119 105V106H118ZM157 105V104H156ZM155 105V106H156ZM178 105H180V104H178ZM191 105H193V102H192V104ZM191 105H189L188 107H190ZM195 105V104H194ZM194 105H193V108H194V111H193V113L195 112V107H194ZM201 105V104H200ZM100 106V105H99ZM135 108H134V107ZM68 107V106H67ZM73 107H74V105H73ZM132 107L134 108V110H132ZM163 108L165 107V105L164 106H162ZM161 107V108H162ZM167 107V108H166ZM165 107V109H161L162 111H164V112H162L161 111V113H163V114H166V113H168V112H171V107H172V105L170 104V105H167ZM12 108V107H11ZM43 108V107H42ZM191 108V107H190ZM136 109V110H135ZM170 109V110H169ZM179 109H180V107H179ZM186 109V108H185ZM187 109H189V108H187ZM186 109V110H187ZM199 109V108H198ZM197 108H196V110H198ZM6 110H8V109H6ZM94 110V109H93ZM96 110H98V109H96ZM190 110V109H189ZM192 110V109H191ZM190 110V111H191ZM26 111H28V110H26ZM49 111H51L50 109H49ZM129 111H131V112H129ZM166 111H168V112H166ZM173 111V110H172ZM92 112V111H91ZM186 112L187 111H185L184 113H185V115H187L188 113H191V112H187V114H186ZM4 113H6V112H4ZM10 113V112H9ZM49 113H51V112H49ZM159 113H160V111H159ZM160 113V114H161ZM183 113V114H184ZM192 113V114H193ZM2 114V113H1ZM27 114V113H26ZM25 114V115H26ZM42 114V113H41ZM92 114V113H91ZM94 114V113H93ZM121 114V113H120ZM131 114H129V115H131ZM158 115L159 116V118L160 117H163V116H161V115ZM22 115V114H21ZM24 115V114H23ZM50 115V114H49ZM72 117H71V116ZM135 114H133V115H131V116H134ZM184 115V116H185ZM200 115H201V113H200ZM199 115V116H200ZM38 116H40V113H39V115ZM37 116V117H38ZM42 116V115H41ZM183 116V117H184ZM194 116H196L195 114H194ZM37 117H36V119H37ZM86 117V118H87ZM177 117V116H176ZM181 117V116H180ZM197 117V116H196ZM222 117V116H221ZM24 118V117H23ZM50 118V117H49ZM136 118V117H135ZM158 117L156 118V119H159ZM189 118H190V116H189ZM188 118V119H189ZM192 118H194V117H192ZM199 118V117H198ZM41 119H42V117H41ZM126 119H127V117H126ZM161 119V118H160ZM159 119V120H160ZM166 119V118H165ZM175 120H177V118H174ZM187 119V120H188ZM200 119H201V117H200ZM31 120H33V118H31V119H29V122L31 123H33V121H31ZM39 120H40V118H39ZM85 120H87V119H85ZM167 120H172L170 117H168L167 118ZM167 120H165V122L167 121ZM215 120V119H214ZM213 120V121H214ZM218 120V119H217ZM8 121V120H7ZM48 121V122H47ZM80 123L79 125H78V122ZM161 121V120H160ZM173 121V120H172ZM14 122V121H13ZM19 122V121H18ZM22 121H20V123H21ZM165 122H159V124L158 125H156L157 127L156 128H152V127H150L151 126V124H152V122H151V124H150V126H148L149 128H147V130H148V132H147V135H149V133H152V134H158L159 132H160V130H161V128H163V127H165ZM174 122V121H173ZM209 122V121H208ZM225 122H227V121H225ZM35 123H38V122H35ZM34 123V124H35ZM46 123V124H45ZM172 123V122H171ZM12 124V123H11ZM10 124V125H11ZM17 124V123H16ZM26 124V123H25ZM134 124V123H133ZM145 125H147L148 123H144ZM157 124V123H156ZM170 124V123H169ZM169 124H168V126H169ZM211 124V123H210ZM213 124V123H212ZM215 124H217V123H215ZM219 124V123H218ZM240 124V123H239ZM27 125H29V124H27ZM65 125V124H64ZM185 125V124H184ZM249 125V124H248ZM251 125V124H250ZM120 126V125H119ZM141 126V125H140ZM153 126H154V123H153ZM194 126V125H193ZM122 127H124L123 125H122ZM121 127V128H122ZM144 128H146L145 126H143ZM155 127V126H154ZM217 127V126H216ZM239 128V125H237L236 126V128ZM64 128H67V127H64ZM63 128V129H64ZM125 128V127H124ZM247 128H249V127H247ZM48 129V128H47ZM51 129V128H50ZM59 129V128H58ZM62 129V131L63 132H65L64 130H67V129H64L63 130ZM118 129V128H117ZM123 129V128H122ZM150 129V130H149ZM152 129V130H151ZM165 129V128H164ZM19 130V128L16 130V131H18ZM52 130V129H51ZM61 130V129H60ZM119 130V129H118ZM136 130V129H135ZM242 130V129H241ZM241 130L240 129H238L237 130V132H235L234 134H236V135H234V137H236V139H234V142L235 143H238V142H240L241 141V139H243V135L244 134H242V133H244V131L241 133ZM244 130V129H243ZM246 130V129H245ZM59 130H57V132H58ZM121 131V130H120ZM124 131H126V130H124ZM51 132V131H50ZM68 132V131H67ZM67 132H65V133H62V135L64 134V135H66V134H68L69 135V133H67ZM116 132H118V131H116ZM142 132V131H141ZM246 132V131H245ZM24 133V132H23ZM46 133V132H45ZM49 133V132H48ZM52 133V132H51ZM55 133L56 132H54V133H52V134H54L53 136H55ZM60 133V132H59ZM109 133H111V134H109ZM118 133H120L121 134V132H118ZM133 133V132H132ZM136 133V132H135ZM204 133H206V132H204ZM209 133V132H208ZM61 134V133H60ZM117 134V133H116ZM119 134V135H120ZM131 134V133H130ZM211 134V133H210ZM232 134V132L230 133V135ZM61 135V136H62ZM67 135V136H68ZM89 135V134H88ZM122 135V134H121ZM134 135V134H133ZM190 135V134H189ZM205 135V134H204ZM229 135V136H230ZM246 135V134H245ZM49 136H52V135H49ZM57 136V135H56ZM58 136H59V134H58ZM153 136V135H152ZM151 136V137H152ZM203 136V135H202ZM45 137H46V135H45ZM119 137V136H118ZM130 137V136H129ZM161 137V136H160ZM52 138V137H51ZM54 138V137H53ZM57 138V137H56ZM152 138H154V136L152 137ZM200 138V137H199ZM230 138V137H229ZM231 138H233V136L231 137ZM230 138V139H231ZM49 139V138H48ZM62 139V138H61ZM119 139V138H118ZM149 139V138H148ZM165 139H167V138H165ZM193 140L192 141H194V138H192ZM220 139V138H219ZM228 139V138H227ZM226 139V140H227ZM70 140V141H69ZM163 140V139H162ZM225 140V139H224ZM139 141H140V139H139ZM221 141H223V139L221 140ZM229 140H227V142H228ZM243 141V140H242ZM21 141L19 140V143H20ZM45 142V141H44ZM43 142V143H44ZM56 142H58V141H56ZM70 142V143H71ZM100 142H102V146L101 147H103L104 148V146H108L105 150L106 151H103L100 147H99V143ZM142 142V141H141ZM196 141H194V143H195ZM207 142V141H206ZM205 142V143H206ZM220 144L222 143V142H220V141H218ZM18 143V144H19ZM50 143V142H49ZM61 143H60V145H61ZM138 143V142H137ZM136 143V144H137ZM198 143V142H197ZM223 143H226V141L225 142H223ZM229 143V142H228ZM22 144V142L20 143V145ZM50 144H52V146H51V149H54L55 148V140L54 139H52V141H51V143ZM139 144V143H138ZM137 144V145H138ZM142 144V143H141ZM178 144H180V145H178ZM199 144V143H198ZM208 143H206V145H207ZM230 144V143H229ZM249 144V143H248ZM253 144V143H252ZM251 144V145H252ZM30 145V146H31ZM35 145H38V146H35ZM49 145V144H48ZM69 145V144H68ZM143 145V144H142ZM153 145V144H152ZM193 145V144H192ZM206 145H204V146H206ZM216 145H217V143H216ZM226 144H221V146H220V148L218 147V149L216 150V151H214V152H212V155H210L209 157H208V159L206 160V162L204 163V164H202V163H200V161H199V164L200 165H193L194 167H193V169L190 167V169H185V168H183V171H182V169L180 170H176L177 172L175 173L174 171H172V173H169V174H167V175H163V176H160V175H156V173H155V175H153V178L155 177V179L158 181L157 183H156V185H159L161 182V180H163V182H167V183H172L173 185H180V184H182V183H184V181H186V184H188V187L187 188H185L184 190H183V192L186 194L187 192V194H189V193H193V192H197V191H201L202 189L204 190V188L210 193V192H220V193H222V194H220V197H218L219 199L221 198V195H222V197H225L226 195H228L229 193H231V192H233V190H235V189H231V190H227V189H225V187L223 188V187H221L220 188V186L219 187H214V185L213 186H210V187H204V185L203 186H201V185H196V184H194V181H196V178H197V180H199L198 179V177H200V175L201 174H203V175H205L204 176V180L207 182L209 179H214V178H221V177H223V178H225V174H232L233 173V175H234V173L235 172H238L237 170H239V172H241L242 171V173H244L246 170V168L248 169V167H246L245 165H239L238 167H233V166H235V165H230L229 166V168H227L228 166H227V164H226V162L228 161H234V158H232L231 157V154H229V153H225L224 154V152H225V148L224 147H222V146H225ZM232 145V144H231ZM245 145H247V144H245ZM254 145V144H253ZM113 146V145H112ZM145 146H146V148H145ZM155 146V145H154ZM195 145H193V147H194ZM228 146V145H227ZM32 147V146H31ZM70 147V146H69ZM111 147V146H110ZM136 147V146H135ZM149 147V146H148ZM195 147H197V146H195ZM194 147V148H195ZM226 147V146H225ZM230 146H228V147H226V148H229ZM236 146L235 145H233V147H232V149L233 150H235L236 148H235ZM246 149L249 147H246V146H244ZM254 146H251L250 147V149L251 148H253ZM41 148V147H40ZM204 148H207V147H204ZM216 148V147H215ZM255 148V147H254ZM253 148V149H254ZM32 149H33V147H32ZM150 149V150H149ZM163 149V148H162ZM240 149V148H239ZM245 149V150H246ZM256 149V148H255ZM254 149V150H255ZM110 150V149H109ZM121 150V149H120ZM171 150V151H172ZM205 150V149H204ZM214 150V149H213ZM254 150H250L251 152H253ZM154 151V150H153ZM242 151V152H241ZM241 151L239 150V152L238 153H245V152H243L244 150L242 149V147H241ZM248 151V150H247ZM247 151H246V154H247ZM31 152V154H29V155H26V154H28V153H30ZM34 152V153H33ZM38 152V153H37ZM41 152V153H40ZM53 152H55V151H53ZM155 152V153H156ZM235 152L237 153V149L235 150ZM26 153V154H25ZM100 153V154H99ZM204 153V152H203ZM230 153H232V152H230ZM240 153V154H241ZM22 154H24L25 156H23ZM33 154H34V156L36 155V162H35V164L33 165H30L29 164V161L31 160V158H29L30 157V155L31 156H33ZM53 154V155H52ZM233 154V153H232ZM242 154H241V156H242ZM245 154V155H246ZM251 154V153H250ZM255 154V153H254ZM257 154H259V153H257L256 152V156H258ZM143 155V154H142ZM205 155V154H204ZM245 155H243L242 157L243 158H245V159H247L246 157H247V155H249V153L245 156ZM241 156H239V158H237L235 161H239L240 159L241 160H243V162H244V159H242V157ZM250 156H253V154H251ZM255 156V155H254ZM253 156V157H254ZM57 157V156H56ZM194 157V156H193ZM26 158H29L27 161H25L26 160ZM34 158V159H35ZM164 158V159H165ZM185 158V157H184ZM235 158H236V156H235ZM251 158V157H250ZM182 159V158H181ZM180 159V160H181ZM199 159V158H198ZM82 160H84V161H82ZM86 160V161H85ZM177 160V161H176ZM33 161V160H32ZM51 161V162H50ZM234 161V162H235ZM247 161H248V159H247ZM254 161V160H253ZM83 162H85L84 164L86 165V168H84L83 166H84V164H83V166H82V163ZM249 162H250V160H249ZM255 162V161H254ZM166 163V164H165ZM179 163V162H178ZM232 163V162H231ZM245 163V162H244ZM247 163V162H246ZM253 162L251 161V164H252ZM256 163V162H255ZM258 164H260V163H258ZM238 165V164H237ZM236 165V166H237ZM190 166V165H189ZM227 166V167H226ZM250 166V165H249ZM188 167V166H187ZM246 167V168H245ZM255 167V166H254ZM260 167H262V165L260 166ZM189 168V167H188ZM257 168H259V167H257ZM255 169H256V167H255ZM263 168H261V169H259V172H260V170H262ZM141 170V171H140ZM156 170V169H155ZM161 170V169H160ZM225 170H228L229 172L227 173H225ZM241 170V171H240ZM253 170H254V168H253ZM258 170V169H257ZM180 171H182V172H180ZM174 172V173H173ZM180 172V173H179ZM195 172V173H194ZM263 172V171H262ZM154 173V172H153ZM200 173V174H199ZM242 173H240V174H242ZM246 173V172H245ZM247 173H248V171H247ZM257 173V172H256ZM46 175L47 177V179L45 180V182H44V180L43 179H41V180H43V181H41V183H39V181L36 183V177L37 176H39V175ZM186 174V175H185ZM225 175V176H224ZM35 176V177H34ZM123 176V175H122ZM244 177H245V175H243ZM242 176V177H243ZM31 177H34V179L32 178L31 179ZM45 177V176H44ZM116 177V176H115ZM244 177H243V179H244ZM16 178V177H15ZM39 178V177H38ZM117 178V177H116ZM119 178H121V177H119ZM129 178V177H128ZM144 178V177H143ZM161 178H163V179H161ZM202 178V177H201ZM201 178H200V180H201ZM246 178V177H245ZM4 179V178H3ZM108 179V178H107ZM123 179V178H122ZM121 179V180H122ZM139 179V178H138ZM140 179H142V177H140ZM241 179V178H240ZM239 179V180H240ZM7 180H9V179H7ZM132 180V179H131ZM145 180H146V178H145ZM199 180V181H200ZM216 180V179H215ZM230 180V179H229ZM232 180V179H231ZM234 180V179H233ZM141 181V180H140ZM143 181V180H142ZM153 181V180H152ZM221 181V180H220ZM137 182H139L138 180H137ZM146 181H143V182H141V183H145ZM148 182L149 181H147V184H148ZM162 182V183H163ZM198 182V181H197ZM39 183V184H38ZM90 183V182H89ZM107 183V182H106ZM125 183V182H124ZM150 183V182H149ZM235 183V182H234ZM36 184H38V185H36ZM112 184V183H111ZM115 184V183H114ZM127 184H128V182H127ZM185 184V183H184ZM199 184V183H198ZM217 184V183H216ZM230 184V183H229ZM232 184V183H231ZM105 185V184H104ZM129 185V184H128ZM141 185V184H140ZM115 186H116V184H115ZM139 186V185H138ZM143 186V185H142ZM147 186V185H146ZM145 186V187H146ZM152 186V185H151ZM186 186V185H185ZM86 187H88V186H86ZM109 187H110V185H109ZM117 187V186H116ZM134 187V186H133ZM148 187V186H147ZM174 187V186H173ZM176 187H178V186H176ZM169 188V189H166L165 187H164V189H165V191L167 192L166 194L167 195H169V196H175L176 194H178V188ZM184 187V186H183ZM204 187V188H203ZM44 188V189H45ZM111 188V187H110ZM114 188V187H113ZM117 188H119V187H117ZM182 188V187H181ZM231 188V187H230ZM103 189V188H102ZM134 188H132V190H133ZM164 189H159L158 190V193L159 194H157L156 195V191H155V194L154 195H156V197L157 196H160V195H163V190ZM34 190H37V191H34ZM42 190V191H41ZM112 190V189H111ZM120 190V189H119ZM134 190H136V189H134ZM146 190V189H145ZM151 190V189H150ZM155 190H156V188H155ZM137 191V190H136ZM138 191H139V189H138ZM180 191H182L181 189H180ZM236 191V190H235ZM72 192V191H71ZM87 192H89V193H87ZM98 193V192H97ZM103 193V192H102ZM112 193H114L113 191H112ZM115 193H116V191H115ZM149 193V192H148ZM154 193V192H153ZM162 193V194H161ZM198 193V192H197ZM100 194V192L98 193V195L96 194V193H94V196H95V198L93 197V202L90 204V205H88L85 209H84V211L82 212L81 210H76L77 211V216H76V226L81 230V232H82V237L84 238V240H80V248H78L77 250H76V254H80L81 256H85V254H87V252H89V254L90 255H92V258H94V259H97L98 258V256H97V254L95 253V251L93 250V248H92V246L90 245V244H94V245H99L101 248H103L104 247V249L105 248H107V247H109L110 246V243H113V240L112 241H110L109 239V234H107L104 230L106 229V228H104V230H103V228H102V221L104 220L102 217V210L104 209V208H106L107 210H109V208H107V207H110V206H108V203H106L107 202V200H106V202H105V199L104 200H102L101 199V197L99 198V197H96V196H100L99 195ZM118 194V193H117ZM126 194V193H125ZM133 194V197H134V200H139L140 202H141V200H143L145 197L143 196L142 197V195L140 196V194L139 193H136V192H134V193H132ZM147 194V193H146ZM151 193H149V194H147L146 195V197L149 195V196H151L150 195ZM226 194V195H225ZM127 195H129L130 196V194H127ZM126 195V196H127ZM154 195H152L153 197H154ZM190 195V194H189ZM218 195V194H217ZM224 195V196H223ZM91 196V195H90ZM120 196H121V194H120ZM152 196H151V198H152ZM179 196H180V194H179ZM216 196V195H215ZM47 197H45L46 198V200H47ZM89 197V196H88ZM87 197V198H88ZM118 197H119V195H118ZM176 197V196H175ZM181 197V196H180ZM192 197V196H191ZM190 196H186V195H184V200H186V201H191L192 200V198H191ZM202 197V196H201ZM201 197H198V198H196V199H198L199 201H204L205 199H203V197L201 198ZM227 197V196H226ZM229 197V196H228ZM228 197H227V200H225L224 199V201H228ZM82 198V199H81ZM128 198V197H127ZM194 198V197H193ZM61 199V200H60ZM91 199V198H90ZM133 198H129V199H127V200H132ZM150 199V198H149ZM177 199H178V197H177ZM180 199V198H179ZM178 199V200H179ZM70 200V199H69ZM73 199L71 198V201H72ZM118 200V199H117ZM117 200H116V202H117ZM126 199H125V203H124V206L122 207V206H119V204H117L116 202H114L116 205H117V207H118V209L122 212V213H125L126 211L125 210H128L129 209V211H127L128 213H127V221H129L128 222V234L129 235H127V234H124V235H126V236H124V238L122 237V239L124 240V239H126V241H127V243L128 244H130V247H128V250H130L129 251V253L133 250V251H135V255H138V254H140V252L142 251V254L143 255H145L144 253H143V251H145V253L147 252L146 250H144V248L142 249H140V246L138 245V243L136 242V238H134V237H137V238H140V239H142V240H144V238H145V235H144V233L143 232H141V226L140 225H138L134 220H133V217L130 215L131 214V211H133L134 209L136 210V209H138L139 208V206H140V204H139V202H137L139 205H138V207H136L135 208V206H134V209H133V205L129 202V203H127L128 201H127ZM177 200V201H178ZM230 200V199H229ZM74 201V200H73ZM115 201V200H114ZM127 201V202H126ZM133 201V200H132ZM150 201H152L151 199H150ZM223 201V200H222ZM75 202H77V201H75ZM134 202V201H133ZM145 203H142L141 205H142V207H140L141 209L139 210V211H137V212H140V214H142L143 212H144V214H145V211H146V208H147V210H149L150 209V212H149V214H151L150 216H148L147 214H146V216H148V218H149V221H148V219H147V223H152L151 222V218H152V221L154 220L155 221V223L156 222H158V223H156V225L158 226L159 225V223H160V221H156V220H158V219H154L155 218V216L157 215V216H161V221H163V219L162 218H164V220L166 219V220H169V222H170V224H174L175 226H177L179 229H177L176 228V230H179V234H180V236H181V234H182V236H183V240H184V243H185V240H186V242H188V243H190L189 245H191V246H193L192 244L194 243L193 241H195L196 242V244H200L201 243V241L200 240H204L203 238H204V236H201V234H200V236L201 237H203V238H201L200 236L198 237L197 235H195V230L194 229H192L191 230V228L190 227H188L187 226V228L185 227V224L187 223V222H189V224H191V225H194V226H197L199 229L200 228H202V226H201V222H200V220H195L194 218H191V219H189V220H186V218H185V220H183L184 219V217H183V219H181L182 217H178L177 218V212L175 213V210L173 211V209L174 208H172V205L170 204V202L168 201V200H163V206H157V205H155L154 203H149L147 200H145L144 201ZM218 202V201H217ZM219 202H220V200H219ZM18 203V204H19ZM37 203V202H36ZM35 203V204H36ZM90 203V202H89ZM135 203H136V201H135ZM221 203V202H220ZM198 204H201V205H199V206H202V203H199L198 202ZM191 205V204H190ZM210 205H212V204H210ZM137 206V205H136ZM192 206V205H191ZM220 206V205H219ZM218 206V207H219ZM77 208H78V206H76ZM111 207H112V205H111ZM204 207V206H203ZM43 208H44V206H43ZM194 207H192V209H193ZM205 208V207H204ZM70 209V208H69ZM175 209H177V208H175ZM196 209V208H195ZM194 209V210H195ZM206 209V208H205ZM204 209V210H205ZM115 210V209H114ZM113 209L111 210V214L109 215V216H112V214L114 215L115 213H112V211H114ZM134 210V211H135ZM116 211H118V210H116ZM177 211H179V210H177ZM23 212V211H22ZM28 212V211H27ZM75 212V211H74ZM103 212H105V209H104V211ZM183 212V211H182ZM196 212V211H195ZM201 212H202V210H201ZM43 213H45V212H43ZM71 213H73V211L71 212ZM70 213V214H71ZM117 213V212H116ZM27 214V213H26ZM54 214H56V213H54ZM59 214V213H58ZM82 214L84 215V216H87L88 214L89 215H91L92 216V219L90 220L91 221V225L89 226V227H87L86 226V222H82V218H81V216H82ZM135 215L136 214H139V213H134ZM139 214V215H140ZM181 214V213H180ZM186 214V213H185ZM60 215V214H59ZM115 215H117V219H118V216L120 217V215H118V214H115ZM130 215V216H129ZM153 215H155V216H153ZM174 215H176V217L174 216ZM32 216V215H31ZM31 216H29V217H31ZM45 217H46V213H45V215H44ZM58 215H56V217H57ZM108 216V217H109ZM143 216V215H142ZM154 218H153V217ZM180 216V215H179ZM207 216V215H206ZM49 217L50 218H52L51 217V215H49ZM115 217V216H114ZM131 217V220H129V218ZM141 217V216H140ZM151 217V218H150ZM104 218H106V217H104ZM115 218V219H116ZM144 218V217H143ZM188 218H190V217H188ZM48 219V218H47ZM59 220L61 219V218H58ZM71 219V218H70ZM69 219V220H70ZM73 219V218H72ZM45 220H46V218H45ZM58 220V221H59ZM66 220H68V218L66 219ZM74 220V219H73ZM144 220H145V218H144ZM160 220V219H159ZM166 220H165V222H166ZM203 220V219H202ZM37 221V220H36ZM62 221V220H61ZM64 221V220H63ZM105 221V220H104ZM115 221V220H114ZM142 221H143V219H142ZM208 221V220H207ZM38 222V221H37ZM70 222H73L72 220H70ZM106 222V221H105ZM104 222V223H105ZM169 222H168V224H169ZM63 223V222H62ZM64 223H66V221L64 222ZM69 223V222H68ZM68 223H66V224H68ZM103 223V224H104ZM154 223V222H153ZM162 223V222H161ZM160 223V224H161ZM199 223V224H198ZM34 224V223H33ZM43 224V223H42ZM49 224V223H48ZM70 224V223H69ZM106 224H107V222H106ZM140 224V223H139ZM163 224V223H162ZM205 224V223H204ZM35 225V224H34ZM44 225V224H43ZM42 225V226H43ZM65 225V224H64ZM141 225H142V223H141ZM154 225V224H153ZM156 225H154V226H156ZM164 226H166L165 224H163ZM162 225V226H163ZM41 226V227H42ZM67 226V225H66ZM69 226V225H68ZM71 226V225H70ZM106 226V225H105ZM144 226V225H143ZM151 226V225H150ZM154 226H151L150 228H151V230H154L153 229V227ZM160 226V225H159ZM163 226V227H164ZM207 226V225H206ZM168 227H169V225H168ZM170 227H171V225H170ZM170 227L169 228H166V227H164V229L166 228V230L164 231V232H166V231H168L169 229H170ZM149 228V229H150ZM159 228V227H158ZM33 229V228H32ZM40 229H43V228H40ZM68 229V228H67ZM113 229V228H112ZM141 229V230H140ZM155 229H156V227H155ZM168 229V230H167ZM31 230V229H30ZM72 227H71V229H70V231L67 233L68 235H73L74 234V232L73 233H71L72 232ZM109 231L111 230V229H108ZM147 230V229H146ZM171 230H172V227H171ZM194 230V231H193ZM114 232H115V230H113ZM121 231V230H120ZM119 231V232H120ZM148 231V230H147ZM197 231V230H196ZM112 232V231H111ZM175 231H173L172 230V234L174 233ZM203 232V231H202ZM123 233H124V231H123ZM125 233H127L126 231H125ZM152 233H154V232H152ZM167 233H170L169 231L168 232H166V234ZM199 233V232H198ZM197 232H196V234H198ZM26 234H27V232H26ZM164 234V233H163ZM171 233L169 234V236L171 237V238H173V236H174V234L172 235ZM117 235V234H116ZM162 235V234H161ZM199 235V234H198ZM28 236H30V240H28L27 242H26V244L29 246V247H31V251L32 250H34V249H36V247L39 245V249H41V253H40V255H39V257H37L38 259H37V262H38V264H46V261H45V259L43 258V256H42V254H44V253H46V248L48 247V245H47V243L48 244H50V241L48 240V238H42V236H43V234H41L40 233V230H39V232L38 233H35L34 232V229H33V231H30L29 232V235ZM119 236H120V234H119ZM25 236H24V234H22V237L20 238V241L18 240V242H22V241H26L25 239L26 238H24ZM111 237V236H110ZM154 237H157V236H154ZM170 237H168V239L170 240ZM177 237H178V235H177ZM112 238V237H111ZM117 238V237H116ZM134 238V242L135 243H133V241H132V239ZM180 238V237H179ZM193 238H194V240H193ZM201 238V239H200ZM154 239V238H153ZM165 239H167V235H166V237H165ZM173 239H175V238H173ZM181 239V240H182ZM200 239V240H199ZM108 240H109V242H108ZM158 240V239H157ZM172 240V239H171ZM170 240V241H171ZM182 240V241H183ZM193 240V241H192ZM162 241H164V240H162ZM167 241V240H166ZM166 241H164L165 243H166ZM170 241H168V242H170ZM176 241V240H175ZM118 242V241H117ZM158 242V241H157ZM163 242V243H164ZM192 242V243H191ZM124 243V242H123ZM159 243H161V241H160V239H159ZM162 243V244H163ZM171 243V242H170ZM169 243V244H170ZM173 243H175V242H173ZM177 243V242H176ZM187 243V244H188ZM203 243V242H202ZM202 243H201V245H200V248H201V246L203 247V245H202ZM121 244V243H120ZM156 244V243H155ZM162 244H161V247H162ZM125 245V244H124ZM195 245V244H194ZM112 246V245H111ZM145 246V245H144ZM152 246V245H151ZM174 246V245H173ZM196 246V245H195ZM195 246L193 247L194 249H196L195 248ZM19 247V246H18ZM113 247V246H112ZM125 247H127V246H125ZM176 247V246H175ZM199 247V246H198ZM20 248V247H19ZM159 248V247H158ZM191 248V247H190ZM108 249V248H107ZM117 249V248H116ZM127 249V248H126ZM18 250H20V249H18ZM111 250H113V249H111ZM147 250H149V249H147ZM188 250V249H187ZM199 250V249H198ZM108 251V250H107ZM110 251V250H109ZM181 251V250H180ZM197 251V250H196ZM104 252V251H103ZM33 253V252H32ZM108 253V252H107ZM106 253V254H107ZM114 253V252H113ZM88 254V255H89ZM89 255V256H90ZM109 256V255H108ZM120 256H122L121 258H120V264H130L131 263V258H127V251L126 250H124V251H121L120 252ZM146 256V255H145ZM100 257V256H99ZM101 259H102V257H100ZM108 258V257H107ZM146 258V257H145ZM88 260H89V257H88ZM87 260V261H88ZM142 260V259H141ZM90 261V260H89ZM130 262V263H129ZM154 262V261H153ZM141 263V262H140ZM153 264V263H152Z\"/></svg>",
	"mask_w": 264,
	"mask_h": 264
}]
</instances>
